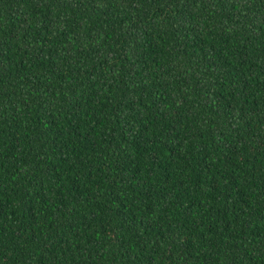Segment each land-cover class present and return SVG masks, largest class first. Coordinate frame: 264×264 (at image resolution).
Segmentation results:
<instances>
[{
    "label": "trees",
    "instance_id": "obj_1",
    "mask_svg": "<svg viewBox=\"0 0 264 264\" xmlns=\"http://www.w3.org/2000/svg\"><path fill=\"white\" fill-rule=\"evenodd\" d=\"M0 264H264V0H0Z\"/></svg>",
    "mask_w": 264,
    "mask_h": 264
}]
</instances>
